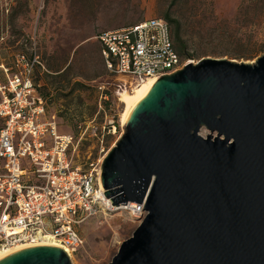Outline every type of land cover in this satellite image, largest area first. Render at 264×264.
Returning <instances> with one entry per match:
<instances>
[{
    "label": "water",
    "instance_id": "obj_1",
    "mask_svg": "<svg viewBox=\"0 0 264 264\" xmlns=\"http://www.w3.org/2000/svg\"><path fill=\"white\" fill-rule=\"evenodd\" d=\"M123 128L100 185L110 205L141 203L145 214L107 264H264V52L160 76ZM0 264L70 262L35 245Z\"/></svg>",
    "mask_w": 264,
    "mask_h": 264
},
{
    "label": "rangeland",
    "instance_id": "obj_2",
    "mask_svg": "<svg viewBox=\"0 0 264 264\" xmlns=\"http://www.w3.org/2000/svg\"><path fill=\"white\" fill-rule=\"evenodd\" d=\"M239 0H0V83L16 71L14 57L36 56L31 81L44 99L40 120L80 135L77 157L97 168L122 135L124 77L103 66L99 30L167 13L178 20L193 62L204 57L252 62L264 52V19L243 18ZM252 10H250V13ZM237 55H246L237 57ZM3 67V68H1ZM64 70L61 76L54 70ZM102 139V143L99 140ZM119 207V206H118ZM101 207L77 225L82 246L70 264H107L139 219L128 210Z\"/></svg>",
    "mask_w": 264,
    "mask_h": 264
},
{
    "label": "built area",
    "instance_id": "obj_3",
    "mask_svg": "<svg viewBox=\"0 0 264 264\" xmlns=\"http://www.w3.org/2000/svg\"><path fill=\"white\" fill-rule=\"evenodd\" d=\"M94 38L104 68L125 79L117 99L121 91L193 62L177 52L162 17L101 30ZM35 62V55L17 54L15 72L7 75L1 67L6 81L0 83V249L56 242L71 257L82 246L77 225L109 205L99 166L74 159L81 136L59 132L52 116L40 120L44 99L31 81ZM122 208L138 219L145 214L141 203Z\"/></svg>",
    "mask_w": 264,
    "mask_h": 264
},
{
    "label": "trees",
    "instance_id": "obj_4",
    "mask_svg": "<svg viewBox=\"0 0 264 264\" xmlns=\"http://www.w3.org/2000/svg\"><path fill=\"white\" fill-rule=\"evenodd\" d=\"M239 10L241 11L242 17L251 20L256 18V20L264 19V0H239ZM250 10L252 12L250 13ZM162 18L166 20L169 24L171 37L174 42V46L177 52L183 56H189V53L186 51V43L182 38V30L178 20L171 18L167 13H163ZM246 55H237V57H242ZM64 70L56 69L54 70L55 74L58 77L62 75ZM62 132V131H61Z\"/></svg>",
    "mask_w": 264,
    "mask_h": 264
},
{
    "label": "bare ground",
    "instance_id": "obj_5",
    "mask_svg": "<svg viewBox=\"0 0 264 264\" xmlns=\"http://www.w3.org/2000/svg\"><path fill=\"white\" fill-rule=\"evenodd\" d=\"M159 78H160V76L148 78V79L142 81L141 83L137 84L136 86H134L131 91H124L122 93L121 102L123 103L124 109L122 111L123 113L121 114V122L123 125L126 121V118L129 114L130 110L132 109V107L134 106L136 101L139 99V97ZM106 204H108L109 206L112 207V205H110V203L107 199H106ZM121 207L122 206H119L116 209H119ZM39 245L56 247V248L62 249L63 251H66L65 248H63L62 246H60L56 242H47V243H43V244H39ZM36 246H38V245H36ZM22 247H27V246H15V247L8 248V249H0V256L4 255L6 253H9L11 251H15L17 249H20Z\"/></svg>",
    "mask_w": 264,
    "mask_h": 264
},
{
    "label": "crops",
    "instance_id": "obj_6",
    "mask_svg": "<svg viewBox=\"0 0 264 264\" xmlns=\"http://www.w3.org/2000/svg\"><path fill=\"white\" fill-rule=\"evenodd\" d=\"M120 27H122V26H120ZM117 28H119V27H117ZM112 29H115V28H112ZM103 30H110V29H103ZM99 31H101V30H99Z\"/></svg>",
    "mask_w": 264,
    "mask_h": 264
}]
</instances>
